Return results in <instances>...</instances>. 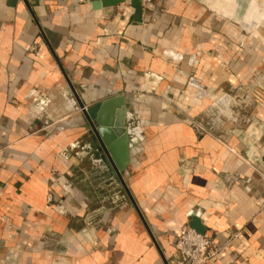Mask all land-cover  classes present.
I'll use <instances>...</instances> for the list:
<instances>
[{"label":"crops","instance_id":"crops-1","mask_svg":"<svg viewBox=\"0 0 264 264\" xmlns=\"http://www.w3.org/2000/svg\"><path fill=\"white\" fill-rule=\"evenodd\" d=\"M96 1L0 0V264H172L186 225L264 264V0ZM76 95L125 99L123 181Z\"/></svg>","mask_w":264,"mask_h":264},{"label":"water","instance_id":"water-1","mask_svg":"<svg viewBox=\"0 0 264 264\" xmlns=\"http://www.w3.org/2000/svg\"><path fill=\"white\" fill-rule=\"evenodd\" d=\"M109 0H99L94 3L96 8H102ZM121 3L122 0H116ZM136 7L140 2L133 0ZM140 11V9H138ZM77 100L85 117L97 138L96 146L101 153V161L110 168L112 174L123 181L130 162V150L138 142L137 132L127 121L126 103L123 97L110 98L86 108L78 95Z\"/></svg>","mask_w":264,"mask_h":264},{"label":"built area","instance_id":"built-area-1","mask_svg":"<svg viewBox=\"0 0 264 264\" xmlns=\"http://www.w3.org/2000/svg\"><path fill=\"white\" fill-rule=\"evenodd\" d=\"M142 8H145L153 0H138ZM133 0H122V5H132ZM51 200V199H50ZM241 233L237 232L232 239L239 238ZM229 243L220 245L213 238L199 233L190 226H184L176 241L177 258L172 264H208L225 251Z\"/></svg>","mask_w":264,"mask_h":264},{"label":"rangeland","instance_id":"rangeland-1","mask_svg":"<svg viewBox=\"0 0 264 264\" xmlns=\"http://www.w3.org/2000/svg\"><path fill=\"white\" fill-rule=\"evenodd\" d=\"M131 124H132V123H129L130 126H131ZM132 126H133V125H132ZM132 126H131V127H132Z\"/></svg>","mask_w":264,"mask_h":264}]
</instances>
